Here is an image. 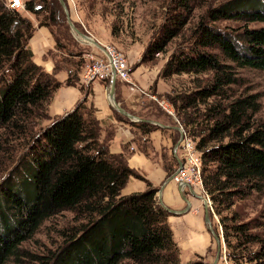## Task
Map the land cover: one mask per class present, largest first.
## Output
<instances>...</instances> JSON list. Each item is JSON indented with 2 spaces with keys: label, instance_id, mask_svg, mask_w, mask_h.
Returning <instances> with one entry per match:
<instances>
[{
  "label": "trees",
  "instance_id": "trees-1",
  "mask_svg": "<svg viewBox=\"0 0 264 264\" xmlns=\"http://www.w3.org/2000/svg\"><path fill=\"white\" fill-rule=\"evenodd\" d=\"M212 1L217 0H170L142 63L154 62L184 38L186 48L170 55L160 78L172 83L188 76L189 82L181 91L170 84L164 98L202 159L203 187L219 218L227 261L264 264V210L250 219L236 210L252 196L264 197L262 103L240 75L244 69L264 71V0L210 6ZM25 4L36 16L45 13L39 26L54 35L60 65L69 72L66 84L77 86L86 51H78L82 45L60 0ZM34 31L31 21L0 0V168L8 171L0 184V264H183L158 190L149 184L145 192L122 195L131 177H142L126 155L111 154L101 140L89 89L82 87L86 94L75 109L46 125L62 83L34 63ZM68 42L76 52L68 51ZM136 126L144 136L157 128L148 122ZM178 166L176 158L168 163V177ZM67 212L73 218L60 231L56 250L36 255L25 248L47 222ZM197 260L188 264H206L204 257Z\"/></svg>",
  "mask_w": 264,
  "mask_h": 264
},
{
  "label": "crops",
  "instance_id": "crops-1",
  "mask_svg": "<svg viewBox=\"0 0 264 264\" xmlns=\"http://www.w3.org/2000/svg\"><path fill=\"white\" fill-rule=\"evenodd\" d=\"M70 13L72 21L76 22L72 9ZM77 15L80 17V12ZM82 22L84 23V21ZM35 25L34 34L29 40L33 61L45 73L54 76L58 82L62 83L50 104L52 120L46 122V125H50L53 120L59 119L75 109L86 94L82 87H85V90L88 88L90 91L88 95L89 105L93 107L94 116L101 123V140L107 142L111 154L126 155L130 169L142 177H131L122 190V195L129 196L134 193L145 192L148 185L151 184L158 190L157 200L160 206L163 205L176 213V215L169 213L168 223L172 228L174 240L180 249L182 263H192L198 257H204L206 264H213L214 259L211 255L216 241L205 221V202L199 201V199L195 202L190 197L192 194L190 189L187 188L180 193L178 190L180 186L176 182L168 183V179L171 177H168V163L175 158L176 154L183 158L182 150L173 154V147L176 139H178L175 121L165 112L164 114L168 118L154 119L155 116L151 114L154 107L152 104H157L140 93L131 91L128 83L117 82L116 101L128 113L137 116L135 120L138 121L127 119L117 111L110 101V89L105 83L95 81L88 86L79 82L77 86L67 85L69 72L63 67L64 65H60L62 62L58 57L62 54L56 49L54 35L49 28L41 27L39 24ZM91 37L101 46H106L94 34H91ZM74 38L77 43L84 45L75 36ZM128 58L133 66L132 69H134L131 75L134 83H138L158 97L160 93L166 92V82L160 78L162 67H150L143 64L142 55L139 51L129 55ZM160 86H163L164 91H160ZM140 113L148 115L139 116ZM154 121L159 126L155 125ZM138 122H148L157 128L149 135L144 136L136 126ZM195 194L197 198H200L197 191ZM186 199L190 200L192 208L189 212L181 214L188 207ZM215 216V212L210 210V219H214ZM216 228L218 231L216 233H220L223 240L219 225ZM220 264L223 263L220 262Z\"/></svg>",
  "mask_w": 264,
  "mask_h": 264
},
{
  "label": "rangeland",
  "instance_id": "rangeland-1",
  "mask_svg": "<svg viewBox=\"0 0 264 264\" xmlns=\"http://www.w3.org/2000/svg\"><path fill=\"white\" fill-rule=\"evenodd\" d=\"M5 1L7 3V0ZM24 1L26 2L28 0ZM50 1L52 0H37V5L45 6ZM224 1L227 0H217L216 2L212 1L209 5L213 6ZM66 3L69 11L71 12L72 9L74 13L76 22L73 23L75 24L76 28H78L82 33L89 36H91V34H94L106 46L113 47L119 52L124 53V55L126 56H129L131 54L133 55L134 52L136 53V51H139L142 55L143 60L145 50L157 36L160 27L165 22V18L169 10L168 6L170 0H67ZM209 5L206 4L202 6V8L197 10L196 16L204 13ZM90 7H93V9H91ZM78 12H80V17L77 15ZM20 15L24 19L31 21L33 25L36 26L35 24H40V22L43 20L45 13L36 16L26 9L22 11ZM82 21H84V23ZM225 25L231 27H239L241 26V23H224L223 26ZM262 26V24H253L250 27L258 28ZM112 28L115 29V32H117L116 36L112 35ZM71 33L74 37L72 28ZM188 34L189 32L185 36H188ZM183 40L184 38H179L173 41L168 48L167 54L158 55L154 62L143 64H147L150 67L160 66L163 68L164 64L172 53L177 51L179 48H186V44ZM67 49L69 52L77 51L74 50V46L69 42ZM100 50L102 49L92 44H84L80 46V48H78L79 52L84 53L86 51L81 67H84L87 64V54L91 52L100 53ZM133 70L134 69L131 70V74ZM240 75L245 79L247 85H249L253 89L254 93L260 94L262 111L259 113L258 117L264 120V71L244 69L240 70ZM188 82V76L176 77L174 80H172V83L166 82V92L160 93L159 97L157 96L161 100H165L168 104H170L177 118L178 115L175 107L164 97L166 96V93L170 91L171 85H173L177 90L181 91L182 89L187 87ZM160 87V91H164L163 86ZM148 92L150 93V91ZM152 105L154 107L152 108L151 114L155 116L154 119H159L162 117L168 118L161 108H159L155 104ZM145 115L148 114L140 113L139 116ZM125 117L127 119H130L127 116ZM178 120L180 121L179 118ZM179 141L180 140L176 139L174 146H176ZM178 150L181 151L182 147L180 146ZM7 174L8 171L5 170V167L3 169L0 168V184L6 178ZM190 197L195 202L197 201V199H199L197 197H194L192 194ZM236 210H238L242 214L244 219L254 218L262 210H264V197L252 196L246 201L238 203ZM216 216L214 217V219H210L212 223L210 227L213 228L215 232L217 231L216 227H218L219 225V218ZM72 218L73 214L67 212L53 219L52 221L47 222L40 230V232L35 236L34 240L29 242L25 246V248L36 255H43L48 251L56 250L61 245L60 231L71 224ZM219 229L220 231L222 230L220 226ZM217 234L221 237L220 233ZM216 254L217 243H215V246L212 250L211 256L213 259H215ZM223 258L224 257H222L220 262H222L223 264H229L227 259L225 260ZM196 261L199 260L196 259L194 262Z\"/></svg>",
  "mask_w": 264,
  "mask_h": 264
},
{
  "label": "built area",
  "instance_id": "built-area-1",
  "mask_svg": "<svg viewBox=\"0 0 264 264\" xmlns=\"http://www.w3.org/2000/svg\"><path fill=\"white\" fill-rule=\"evenodd\" d=\"M7 5L9 8L19 13L26 10V4L24 0H7ZM86 59L87 64L84 67H81L78 74V81L80 84L88 86L95 81H100L107 84L108 88H110L112 79L115 76L117 82L128 83L130 85L131 91L138 92L145 96L148 100L156 103L159 108L163 110V112H165L175 121L176 127L179 128V142L184 154V157L182 158L184 161V166L173 181L179 186H181L183 183L190 185L195 192H198L200 200H203L204 202L205 200H208L210 202L209 209L214 213L212 201H210L211 199L203 187L202 159L196 149L194 141L186 133L184 127L175 116V112L170 104H168L165 100H161L156 95L150 94L146 89L138 85V83H134L132 81V64L128 56L119 52L115 48L110 46H102L100 53L91 52L86 55ZM133 120H135V118ZM154 124L159 126L157 122H154ZM177 151L178 150H176V146H174L173 154H176ZM184 190H186V188H184L182 191ZM224 259L226 260L225 249Z\"/></svg>",
  "mask_w": 264,
  "mask_h": 264
},
{
  "label": "water",
  "instance_id": "water-1",
  "mask_svg": "<svg viewBox=\"0 0 264 264\" xmlns=\"http://www.w3.org/2000/svg\"><path fill=\"white\" fill-rule=\"evenodd\" d=\"M60 3L66 13V16H67V19H68V23L70 25V27L72 28L73 32H74V36L79 40L81 41L82 43L84 44H92L100 49H102V46L96 41L94 40L91 36L87 35V34H84L82 33L78 28H76L75 24L73 23L72 19H71V13L69 11V8L67 6V3L65 0H60ZM116 85H117V79L116 77L114 76L113 79H112V82H111V88H110V92H109V97H110V101L111 103L113 104V106L117 109V111L119 113H121L122 115L124 116H127L128 118L130 119H134L135 116L131 115L130 113H128L125 109H123L116 101ZM177 130H179L178 127H176ZM180 147V142L176 145V150H178V148ZM175 158L176 160L178 161V164H179V167L180 169L174 173L169 179H168V183L172 182L175 177L177 176V174L179 173V171L183 168L184 164H183V159L178 157V155L176 154L175 155ZM184 188H188L191 190L192 192V195L194 197H196L197 195L195 194V191L194 189L190 186V185H181L178 190L181 191L184 189ZM160 193V191H159ZM182 195H183V192H182ZM211 201V200H210ZM186 203L188 204V207L182 211L181 214H184V213H187L191 210L192 208V204L190 202V200L186 199ZM205 203H206V214H205V221L206 223L208 224V227H209V230L211 231V233L213 234L214 236V239L217 243V254L215 256V259H214V262L213 264H219L220 260L222 259V257H224V245H223V240L222 238L215 232V230L213 228H211V220H210V202L208 200H205ZM162 207L167 210L171 215H176V213L174 211H172L171 209L165 207L162 205Z\"/></svg>",
  "mask_w": 264,
  "mask_h": 264
},
{
  "label": "bare ground",
  "instance_id": "bare-ground-1",
  "mask_svg": "<svg viewBox=\"0 0 264 264\" xmlns=\"http://www.w3.org/2000/svg\"><path fill=\"white\" fill-rule=\"evenodd\" d=\"M184 164V163H183ZM179 165V164H178ZM179 167V166H178ZM180 169V167L178 168V170ZM187 183H183L182 185L184 186V185H186ZM187 189V188H186Z\"/></svg>",
  "mask_w": 264,
  "mask_h": 264
}]
</instances>
